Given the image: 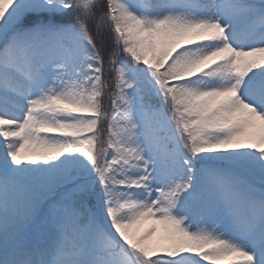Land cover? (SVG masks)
Segmentation results:
<instances>
[{
    "label": "snow or ice",
    "instance_id": "snow-or-ice-1",
    "mask_svg": "<svg viewBox=\"0 0 264 264\" xmlns=\"http://www.w3.org/2000/svg\"><path fill=\"white\" fill-rule=\"evenodd\" d=\"M0 264H264V0H0Z\"/></svg>",
    "mask_w": 264,
    "mask_h": 264
}]
</instances>
